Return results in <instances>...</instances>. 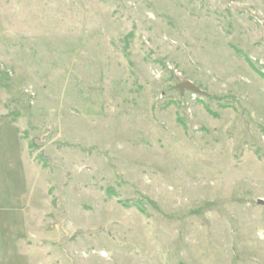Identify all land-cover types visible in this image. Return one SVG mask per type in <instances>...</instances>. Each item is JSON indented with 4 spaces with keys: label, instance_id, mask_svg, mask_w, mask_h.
<instances>
[{
    "label": "rangeland",
    "instance_id": "1",
    "mask_svg": "<svg viewBox=\"0 0 264 264\" xmlns=\"http://www.w3.org/2000/svg\"><path fill=\"white\" fill-rule=\"evenodd\" d=\"M0 264H264V0H0Z\"/></svg>",
    "mask_w": 264,
    "mask_h": 264
},
{
    "label": "water",
    "instance_id": "2",
    "mask_svg": "<svg viewBox=\"0 0 264 264\" xmlns=\"http://www.w3.org/2000/svg\"><path fill=\"white\" fill-rule=\"evenodd\" d=\"M175 89L178 90L180 95H182L184 92H190L193 95L206 96L204 92H202L199 88H197L191 82H188V81L177 84L175 86Z\"/></svg>",
    "mask_w": 264,
    "mask_h": 264
}]
</instances>
